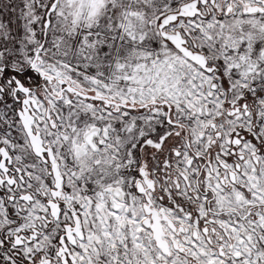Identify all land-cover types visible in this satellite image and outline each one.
I'll list each match as a JSON object with an SVG mask.
<instances>
[{
	"label": "snow or ice",
	"instance_id": "obj_1",
	"mask_svg": "<svg viewBox=\"0 0 264 264\" xmlns=\"http://www.w3.org/2000/svg\"><path fill=\"white\" fill-rule=\"evenodd\" d=\"M0 264H264V0H0Z\"/></svg>",
	"mask_w": 264,
	"mask_h": 264
}]
</instances>
